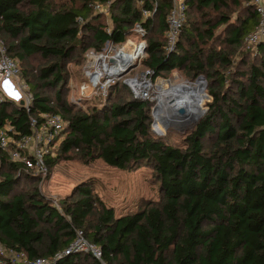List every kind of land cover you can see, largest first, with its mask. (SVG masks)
Instances as JSON below:
<instances>
[{
    "label": "trees",
    "instance_id": "trees-1",
    "mask_svg": "<svg viewBox=\"0 0 264 264\" xmlns=\"http://www.w3.org/2000/svg\"><path fill=\"white\" fill-rule=\"evenodd\" d=\"M243 3L230 24L224 0H186V20L170 54L164 51L167 3L144 22L150 28L142 68L154 77L173 70L189 80L203 77L212 98L182 145L173 147L151 133L153 104L133 99L123 84L87 111L63 102L58 90L67 83L69 61L83 66L88 51L131 35L142 20L135 0H0V40L19 70L36 58L46 62L35 70L36 83L23 72L32 97L28 113L11 100L0 103V130L8 126L12 135L25 136L29 117L58 114L66 126L45 160L47 176L60 161L100 160L124 172L150 168L159 191L158 201L117 216L85 182L57 207L41 196L40 177L0 153V242L7 251L53 264H101L88 254L55 257L81 231L100 248L103 264H264V41L255 47L259 60L248 62L244 39L258 18L251 0ZM97 4L107 6L110 26L94 13ZM193 13L205 20L202 28ZM221 26L227 35L215 47ZM204 98L203 92L201 105ZM1 263L11 264L8 257Z\"/></svg>",
    "mask_w": 264,
    "mask_h": 264
},
{
    "label": "built area",
    "instance_id": "built-area-1",
    "mask_svg": "<svg viewBox=\"0 0 264 264\" xmlns=\"http://www.w3.org/2000/svg\"><path fill=\"white\" fill-rule=\"evenodd\" d=\"M135 1L141 10L142 20L132 26L131 35L121 43L106 42L100 51L90 50L86 53L82 68L83 84L79 89L81 95L100 96L104 99L120 77L139 69L142 60L147 57L146 36L150 27H146L144 22L160 9L162 2L168 5L164 51L170 54L175 50L186 20V0ZM251 6L258 21L255 29L245 37L244 42L248 47L255 48L264 41V0H251ZM134 63L136 65L130 68L129 66ZM19 76L18 61L8 55L4 43L0 40V103L6 99L10 100V95L8 96L3 90L4 84L8 83V93L17 96V100L23 103L22 107L28 113L32 97L27 84ZM162 81L166 80H162L160 76L154 77L153 71L149 69L139 71L122 81L133 99L153 104L152 133L155 132L154 122L158 105L157 86ZM19 103L16 104L19 105ZM65 126L66 123L60 115L49 113L41 114L39 118L29 117L30 133L25 136L12 135L11 127L6 126L0 130V153L6 155L13 163L22 164L26 171H30L43 180L47 175L45 160L54 156V151L64 137ZM71 254H88L103 264L100 248L89 243L81 231H76L75 238L69 247L55 257ZM3 257H8L11 264H53L52 260L43 258L30 260L23 253L7 251L0 242V258Z\"/></svg>",
    "mask_w": 264,
    "mask_h": 264
},
{
    "label": "rangeland",
    "instance_id": "rangeland-1",
    "mask_svg": "<svg viewBox=\"0 0 264 264\" xmlns=\"http://www.w3.org/2000/svg\"><path fill=\"white\" fill-rule=\"evenodd\" d=\"M227 9L224 11L225 15L229 18L230 24H235L238 17H240V9L245 4L243 0H224ZM99 6L100 8H96ZM107 6L103 4H97L93 7L94 13L101 14L107 25L110 26L109 12ZM202 14L211 15L213 23L218 18L215 17L211 11H203ZM190 18L195 23L197 28H202V22L205 20L198 14L193 13ZM209 19V18H208ZM206 19V20H208ZM233 25H231L232 28ZM215 36L219 39V43L224 41L227 35V30L224 26L215 30ZM246 45V44H245ZM249 50H244L249 54L248 62L259 60V56L254 55L256 48L248 47ZM237 52L234 53L236 56ZM86 55V53H85ZM84 55V59H85ZM84 63V61H83ZM46 65L45 61L39 58L30 61L28 69L21 66L20 79L24 81L23 72H27V79L30 83H36L34 76L35 70ZM81 64H76L74 61H69L65 65V73L67 76V83L63 87H57L62 92V101L71 105L75 110L81 109L83 111L90 110L92 106L97 105L100 102V96L81 95L79 89L83 84ZM32 68L33 70H31ZM22 70V72H21ZM142 66L133 72L123 75L119 78L117 83L122 85V81L126 77H131L133 74L143 71ZM162 80H166L170 84L182 85V84H195L196 80H189L186 77L184 71L173 70L167 73L165 76H160ZM25 82V81H24ZM116 83V84H117ZM30 84V85H31ZM206 86V83H205ZM159 89V88H158ZM168 89V86L166 87ZM55 91L46 89L45 94L53 96ZM160 93V89L158 94ZM20 97L21 95L18 94ZM207 96L202 100L201 109H208V104L211 103L212 98L206 93V87L204 89V96ZM124 96V94H123ZM15 103H19L17 96H12ZM21 100V99H20ZM102 101V100H101ZM13 102V101H12ZM201 103V101H200ZM204 113V114H205ZM165 119V118H164ZM167 122H163L158 125L154 122V131L151 132L154 136L160 138L163 142L173 147H179L182 145L183 137L191 131L194 127L193 124L176 123L172 121V118H167ZM87 182L92 185V192L104 203L108 208H113L115 214H131L140 209L145 203L150 201H158L159 191L157 182L154 179L153 173L150 168L141 167L138 170L131 172L119 171L110 167H107L100 160H95L89 164L81 163L77 160L72 161H60L50 171V175L39 181L37 188L40 191L41 196L53 206L59 207L60 201L70 196L73 188L78 185Z\"/></svg>",
    "mask_w": 264,
    "mask_h": 264
},
{
    "label": "bare ground",
    "instance_id": "bare-ground-1",
    "mask_svg": "<svg viewBox=\"0 0 264 264\" xmlns=\"http://www.w3.org/2000/svg\"><path fill=\"white\" fill-rule=\"evenodd\" d=\"M168 86V89L166 87ZM160 93L157 95V110L155 120L161 124V119L172 118L173 122L181 123L188 116L198 117L204 111L201 109L200 101L203 96L204 84L197 81L195 84L174 85L168 81H162L157 86ZM185 110V115L179 114V109Z\"/></svg>",
    "mask_w": 264,
    "mask_h": 264
},
{
    "label": "water",
    "instance_id": "water-1",
    "mask_svg": "<svg viewBox=\"0 0 264 264\" xmlns=\"http://www.w3.org/2000/svg\"><path fill=\"white\" fill-rule=\"evenodd\" d=\"M136 64L134 63V64H131L129 67L130 68H133L134 66H135ZM197 81H202L203 82V84H204V88H203V90L205 89V79L203 78V77H198L197 78V80H196V82ZM23 105V103L22 102H20L19 103V106H22ZM179 114H182V115H185V110L183 109V108H180L179 110ZM204 113H205V110L201 113V115L200 116H198V117H195V116H193V115H191V116H188L187 118H185L184 119V121L182 122V123H186V124H193V126H195L197 123H198V121L200 120V118L204 115ZM167 122V120H165V119H163V120H161V123H163V122Z\"/></svg>",
    "mask_w": 264,
    "mask_h": 264
},
{
    "label": "crops",
    "instance_id": "crops-1",
    "mask_svg": "<svg viewBox=\"0 0 264 264\" xmlns=\"http://www.w3.org/2000/svg\"><path fill=\"white\" fill-rule=\"evenodd\" d=\"M3 90L6 91V93H7L8 96L10 95V96H9V99H10L11 101L14 102L13 97H12V96H14V95H11V94L8 93V92H9V91H8V83H5V84H4V86H3Z\"/></svg>",
    "mask_w": 264,
    "mask_h": 264
}]
</instances>
